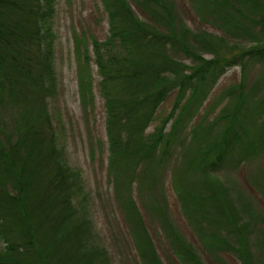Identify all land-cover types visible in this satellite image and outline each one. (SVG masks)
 <instances>
[{
  "label": "trees",
  "instance_id": "1",
  "mask_svg": "<svg viewBox=\"0 0 264 264\" xmlns=\"http://www.w3.org/2000/svg\"><path fill=\"white\" fill-rule=\"evenodd\" d=\"M104 2L111 34L103 42L94 39V47L107 109L108 171L127 192L137 182L159 200L155 195L166 159L195 106L202 104L227 66H241V81L222 93L227 102L220 113L211 121L200 119L185 142H178L187 146L184 163L175 171V186L183 182L187 187L178 192L190 202L186 210L194 213L196 225L204 233L210 228L206 233L210 242L240 250L242 264H254L245 235L260 221L250 205L239 210L230 189L212 172L264 148V68L253 87L259 91L246 84L247 64H264V0H196L235 42L206 31L193 32L176 22L167 0H136L150 23L139 18L127 0ZM53 17L54 0H0V108L10 103L38 114L24 113L13 130L0 117V239L6 243L0 248V264L105 263L103 252L87 247L90 221L77 215L71 194L73 174L57 145L47 109L56 85ZM168 46L191 54L195 64L188 68L175 60L166 51ZM203 51L214 56L205 59ZM81 66L80 91L84 95L87 88L91 95L88 57L81 59ZM174 90L170 111L153 132L146 133ZM126 210L141 215L136 205ZM261 221L264 231V217ZM138 222L142 223L141 217ZM237 223L243 225L239 228ZM225 224L234 227L240 247L222 235L220 227ZM173 236L181 240L177 233ZM145 238L144 248H150L145 263L163 264ZM186 251L194 264H203L192 249Z\"/></svg>",
  "mask_w": 264,
  "mask_h": 264
},
{
  "label": "rangeland",
  "instance_id": "2",
  "mask_svg": "<svg viewBox=\"0 0 264 264\" xmlns=\"http://www.w3.org/2000/svg\"><path fill=\"white\" fill-rule=\"evenodd\" d=\"M127 2L139 18L152 22L136 0ZM167 2L173 7L176 22L187 26L193 32L206 31L235 42L236 38L230 37L219 26L215 16L206 13L196 0ZM52 29L55 36L56 85L47 100V109L57 135V145L62 149L65 164L73 174L75 184L71 194L78 209L77 215L90 221L89 232L86 233L87 247H97L103 252L104 264H146L144 258L150 250L148 247L144 248L147 235L152 249L163 264H194L186 249H192L203 264H242L240 250L216 246L210 242L206 234L210 233V228L207 227L204 233L196 225L194 213L191 216L186 210L191 204L178 192V188H184L183 182L181 185L179 183L180 186H175V171L184 163L183 151L187 146H180L178 142H185L200 119L211 121L220 113L227 102V99L221 98L222 93L241 81V66H227L217 82L210 85V91L202 104L195 106L185 129L178 136L177 144L173 145V153L166 159V168L161 173L158 194L155 195L159 199L157 200L151 189L147 186L139 188L137 182L132 183L129 192L123 190L124 187H118L108 171L110 144L107 134V109L94 47V39L103 42L111 34L109 11L104 0H54ZM259 29V26L256 27V31ZM166 51L188 68L196 62L191 54L181 49L176 52L168 46ZM201 55L205 59H212L214 56L208 51L201 52ZM87 57L92 82L91 95L87 94V88H84V95L80 91L81 59L84 61ZM188 68L187 73L190 71ZM263 68L264 64L255 61L247 64V87L253 88L256 85ZM253 90L259 91V88ZM175 96L176 90L168 94L157 109L156 117L150 122L146 133L153 132L161 124L170 111ZM24 113L38 116L35 109L10 103L0 108V117L12 130L18 121H22ZM171 124L172 120L166 125L165 131L170 129ZM212 173L222 178V183L231 191L233 201L238 202L239 210L243 205H250L256 215L255 219L260 221L252 230L248 229L245 241L250 246L254 264H260L258 259L264 263V231L261 221L264 217V148L249 159L239 162L238 158L229 160ZM151 202L153 208L150 206ZM134 205L142 216L126 210ZM138 217H141L144 225V235ZM220 219L223 220V216ZM237 224L239 228L243 225ZM220 229L222 235L236 247H240L241 242L232 225L225 224ZM173 232L179 235L180 241L175 240ZM5 245L0 239V248Z\"/></svg>",
  "mask_w": 264,
  "mask_h": 264
}]
</instances>
